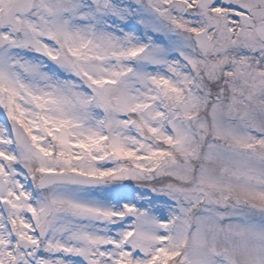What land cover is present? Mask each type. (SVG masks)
Returning <instances> with one entry per match:
<instances>
[{"label": "snow or ice", "instance_id": "snow-or-ice-1", "mask_svg": "<svg viewBox=\"0 0 264 264\" xmlns=\"http://www.w3.org/2000/svg\"><path fill=\"white\" fill-rule=\"evenodd\" d=\"M0 264H264V0H0Z\"/></svg>", "mask_w": 264, "mask_h": 264}]
</instances>
